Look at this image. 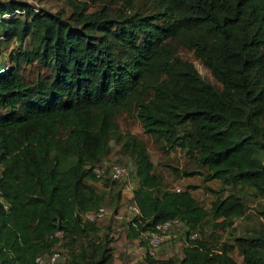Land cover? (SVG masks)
<instances>
[{"label": "trees", "instance_id": "trees-1", "mask_svg": "<svg viewBox=\"0 0 264 264\" xmlns=\"http://www.w3.org/2000/svg\"><path fill=\"white\" fill-rule=\"evenodd\" d=\"M98 1L87 11L85 0H68L65 17L23 0H0V38L26 43L7 52L0 71L6 204L0 203V264H34L37 253L52 251L64 237L62 245L79 244L69 251V264L112 261L111 238L101 230V241L89 240L98 228L82 217L102 203V191L82 182L97 179L93 167L120 111L132 109L155 143L205 166L204 179L230 183L206 209L192 196L194 186L161 188L142 143L125 134L134 162L130 202L137 209L124 223L125 238L172 218L195 233L206 217L226 226L246 208L235 185L264 194V0ZM116 3L121 7L111 8ZM175 43L191 50L220 87L177 56ZM24 64L42 71L28 82L20 73ZM180 232V258L154 257L145 248L141 264H264L263 232L233 235L216 249ZM234 248L240 262L230 256Z\"/></svg>", "mask_w": 264, "mask_h": 264}, {"label": "rangeland", "instance_id": "rangeland-1", "mask_svg": "<svg viewBox=\"0 0 264 264\" xmlns=\"http://www.w3.org/2000/svg\"><path fill=\"white\" fill-rule=\"evenodd\" d=\"M2 1V0H1ZM6 1V0H3ZM35 8L48 9L53 12H60L67 17L70 12L68 0H23ZM87 11L96 10L102 5L98 0H85ZM120 3L112 5L111 8L118 7ZM121 7V6H119ZM132 9H126L131 12ZM25 42L19 44L17 41L3 40L0 38V66H7L6 54L8 51L18 47H24ZM174 51L180 58L189 61L196 69L199 77L211 85L219 88V82L213 78L209 69L195 57L191 50L174 44ZM42 69L34 64H24L20 71L22 78L28 82L34 79L36 72ZM133 110L120 111L114 119V127L108 132L107 147L101 154L99 160L108 163L117 162L125 169L124 184L110 183L106 177L94 180L85 179L82 182V188H95L102 191V205L105 207L103 216L94 221L97 226V232H90L87 238L91 241H101V230L106 231V237L111 238L108 244L112 247L113 259L108 264H141L144 248H147V231L140 233L137 237L127 239L124 237V224L133 215L129 208L130 191L135 186L133 178L134 162L130 142H125V134L131 133L139 140L145 148L148 158L152 163L151 171L160 177V187L166 189H182L186 186H194L190 191L197 203L206 209H209L211 201L215 197H223L228 191L230 183L222 184L218 179H204L206 172L205 166H200L193 161L192 157L185 155L183 150L177 147H167L164 144L158 145L152 137L142 131L140 122L132 114ZM264 145V137H262ZM264 148V146H263ZM264 163V151L260 155ZM175 167L178 170H197L198 174L181 175L173 173L170 169ZM125 185L128 188H125ZM235 191L246 204V208L241 215L233 216L231 223L226 226H214L213 221L206 217L201 221V225L196 232L198 238L208 241L213 249L218 248L222 242H232L233 235H252L260 232L264 233V194L257 195L252 192L246 184H237L233 187ZM67 237L54 245L53 250L60 253L65 264H69V251H77L79 244L76 243L73 248L62 245ZM184 233L180 229L170 232L168 237L153 252L154 257L180 258L182 256V246L185 243ZM80 241H83L80 238ZM141 246V247H138ZM230 256L237 262L241 257L236 248L230 252ZM174 264H177L174 263ZM216 264V263H213Z\"/></svg>", "mask_w": 264, "mask_h": 264}, {"label": "built area", "instance_id": "built-area-1", "mask_svg": "<svg viewBox=\"0 0 264 264\" xmlns=\"http://www.w3.org/2000/svg\"><path fill=\"white\" fill-rule=\"evenodd\" d=\"M5 68L4 66L0 67V71ZM94 176L97 178L107 177L113 179H119L123 181V184L126 182L125 179V169L124 167L117 163L112 162L108 163L105 161H101L99 164L94 165L93 167ZM125 188L128 186L125 185ZM177 190V188H176ZM0 203L4 208H6V204L1 196L0 192ZM129 208L132 213H136L137 209L133 203L129 204ZM105 213V207L102 205H98L95 209L88 210L83 213L82 217L87 221H97L99 220L103 214ZM175 229L184 230L188 233L189 237L196 236L195 232H191L183 226V224L177 218H172L168 220H164L162 222H157L154 224L153 228L147 231V250L152 255L156 248L168 237L170 232H173ZM34 264H65L61 258V255L58 251L52 250L50 252H41L37 253L33 257Z\"/></svg>", "mask_w": 264, "mask_h": 264}, {"label": "crops", "instance_id": "crops-1", "mask_svg": "<svg viewBox=\"0 0 264 264\" xmlns=\"http://www.w3.org/2000/svg\"><path fill=\"white\" fill-rule=\"evenodd\" d=\"M138 247H141V246H138ZM147 249V248H146ZM144 250H145V248H144ZM144 250H143V253H144ZM153 256V255H152ZM141 257H143L142 255H141Z\"/></svg>", "mask_w": 264, "mask_h": 264}]
</instances>
